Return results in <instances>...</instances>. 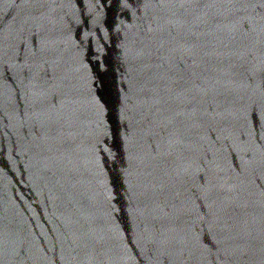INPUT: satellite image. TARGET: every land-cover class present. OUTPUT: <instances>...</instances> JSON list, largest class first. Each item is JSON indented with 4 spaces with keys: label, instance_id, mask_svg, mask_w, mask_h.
Wrapping results in <instances>:
<instances>
[{
    "label": "water",
    "instance_id": "water-1",
    "mask_svg": "<svg viewBox=\"0 0 264 264\" xmlns=\"http://www.w3.org/2000/svg\"><path fill=\"white\" fill-rule=\"evenodd\" d=\"M0 264H264V0H0Z\"/></svg>",
    "mask_w": 264,
    "mask_h": 264
}]
</instances>
